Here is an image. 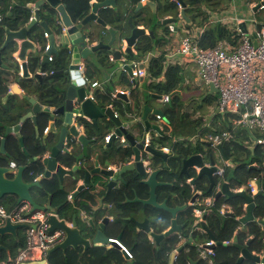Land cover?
Wrapping results in <instances>:
<instances>
[{"label":"water","instance_id":"1","mask_svg":"<svg viewBox=\"0 0 264 264\" xmlns=\"http://www.w3.org/2000/svg\"><path fill=\"white\" fill-rule=\"evenodd\" d=\"M155 1L145 0L144 3L139 2L136 10L148 7L153 14H156ZM175 1L180 4V17L187 21L185 3L182 0ZM44 3L54 8L57 12V18L66 31L64 42L70 43L73 47L70 65L64 72H59L60 79H58V83L52 89L51 95L44 98L45 102L43 103L27 94L30 86H32L29 84V80L36 79L41 82L43 76L39 73L30 75L25 62V55L28 51L34 52V42L28 38V33L36 24H39L47 34L49 47L41 57L39 71L50 63L48 56L58 51L55 46V34L51 32L46 22L39 20V8ZM113 5L114 0L92 2L89 13L81 21L74 23L61 0H39L35 4V10L26 26L18 30H5V39L0 46V66H4L6 69V66L2 63V52L8 44L12 41H20L18 58L21 60L22 75L16 79L10 90L1 98V103L3 104L14 95L20 96L21 101L10 104L0 114L4 116V119H0V201L7 196H14L17 204L27 201L34 210L50 211L52 213L47 219L48 230H61L64 234V239L60 244L49 249L47 256L56 250L66 252L68 249L77 250L82 247L83 251H85L91 247L109 245L121 251L124 264H130L131 252L120 243V235L117 239H111L104 233L105 227L109 222L105 216L107 206L102 205L104 197L97 200L98 207L96 209L95 207L92 208L89 215L76 208V212L70 218L61 219L56 213V209L49 202L45 205L38 203L33 192V188H40L41 179L57 177L60 183L59 188L69 190L68 196L70 195V199L67 196V201L72 204L75 198L82 199V193L88 189L89 184L95 185V176H99L102 182H105L106 192L109 193L112 189L118 188L123 184L128 175H133L139 179L141 184L148 188V198L140 199L135 193L133 198H126L124 203H140L143 206L164 210L172 218L170 227L163 233L156 234L151 230L149 219L144 218L141 222H138L135 217H130L129 219L134 222L136 228L148 234L157 248L164 238L174 233H180L183 229V224L177 223L176 214L185 210L188 204L170 207L167 205L166 199L162 202L157 200L156 189L159 186L168 184L158 179L161 170L167 167L168 153L163 152L158 146L147 143V139L151 138H147L146 133H144L154 131L159 135L163 134L159 125L150 120L151 116L160 115L163 121L167 122L162 109L144 102L136 115L127 114V118H123L116 113L112 104L104 106L98 104L94 96L96 93L95 88L89 85V79H85L79 73V65L82 61L84 66L89 64L92 73L93 71L104 73L108 77L109 72L113 73L118 67L131 77L133 66L128 64V60L134 57L132 47L146 34L154 37L152 30L134 26L130 20L127 22L129 26L128 32H121L110 26L105 29L106 24L99 16L98 11ZM262 5L264 6V0L258 2L253 9L257 10ZM154 16L157 17V15ZM91 21L102 26V29L83 32L84 27ZM156 23L164 26L171 23L176 24L177 19L168 17L156 20ZM244 25V23L239 24V28L246 33L247 30ZM108 33L110 34V39L105 42L103 38ZM73 34L76 36L75 39L72 38ZM95 40H97V43L93 45L92 42ZM102 58H106L107 63L102 64L100 62ZM139 79L143 80L142 77ZM21 81L26 82V88L21 86ZM131 81L133 84L136 83L135 79H131ZM182 85L180 83L177 89L168 96V101L173 94L181 92ZM209 88L211 93H217L213 84H210ZM146 96H150L158 102L161 100L160 95L150 94L149 92H146ZM115 98L123 101L127 110H130V103L124 92H116ZM137 118L138 120L135 122L134 119ZM138 122L139 125L137 124ZM42 123L44 128L41 131ZM26 124L30 125L35 133V137L32 140V146L36 151L34 155L28 151L25 137L22 133ZM108 125L110 127H107L109 130L104 139L98 140V138H95V128H105ZM134 128L138 130L136 135L131 131ZM13 144L18 145L19 150L30 162L37 161L40 163L42 172L37 180L31 182L25 180L24 174L27 170V165H17L16 171L13 172V168L10 167V160L14 158L13 152H15V150L11 149ZM110 148H114L116 151L111 158V160L115 161V164H112L114 165L113 168H108L110 164H105L107 162L96 163L95 157H99V152L101 150L107 151ZM217 149L222 157L227 159L223 145L219 144ZM114 156H116L117 160L114 159ZM66 159L71 160L69 167L64 165ZM156 159L161 160V168L156 166ZM206 160L210 161L211 167L204 165ZM195 167L199 169L196 172L198 177L205 176L208 179L207 192L209 193L215 181L213 172L216 168L213 153H196L183 159L179 174H187L189 168ZM194 182L195 179L191 180L190 183L193 184ZM257 186L259 191L254 196H248L245 192H232L229 190L227 183L222 186V192L228 199L239 197L247 203L246 212L239 220V223L243 225L254 220L255 200L264 195L260 180H257ZM195 198L196 195L194 194L189 203H193ZM215 198L219 199L220 193H217ZM95 210L100 214L98 223H95ZM227 215L231 216L232 214L229 213ZM261 225L264 229V219L261 220ZM26 227L27 224L25 223H11L6 220L5 224L0 226V236L11 235L17 238L19 230H24ZM204 229L209 239L214 242L210 246L214 250L216 246L220 245V242L216 241L214 235L205 226ZM235 241L236 238H233V242ZM190 242H192V238H187L186 242L168 253L167 264H176V258ZM249 244L250 242H247L245 247L241 249L238 263L247 259L255 264H264V248L260 254H253L247 248ZM3 250L9 251L5 245L0 244V252ZM200 260L202 259L190 261V264H199ZM157 264L161 263L158 262Z\"/></svg>","mask_w":264,"mask_h":264},{"label":"trees","instance_id":"2","mask_svg":"<svg viewBox=\"0 0 264 264\" xmlns=\"http://www.w3.org/2000/svg\"><path fill=\"white\" fill-rule=\"evenodd\" d=\"M39 0H17L15 7L11 9V0H0V10L3 16L0 26V46L4 41L5 30H18L26 26L32 16V9L26 6L29 2H37ZM103 1V0H96ZM185 5V16L188 18L185 28H192V26L203 27L207 23L209 14L208 11L214 10L213 8L220 5L221 0H182ZM252 2H260L261 0H248ZM66 6V10L71 20L74 23L81 21L90 11V0H61ZM139 0H131L129 3L130 12L126 18V23L121 21L122 14L120 10L112 7H105L99 10L98 14L106 25L118 31H129L127 22L130 20L134 26L144 24L146 29L152 30V35H144L135 44L137 55L145 54L153 51L155 48L165 45L168 40L160 38L156 34L157 28H162L164 25L157 24L155 16L171 15L177 18L179 6L175 0H156V14L152 13L148 7L142 10H136V4ZM127 4V2H126ZM224 8V7H223ZM39 20L47 23L51 32L55 35H60L61 25L57 18V12L54 8L49 7L47 4H42L39 8ZM166 26V25H165ZM165 34L168 33V29ZM28 38L35 43L44 46L47 38L44 36L43 29L39 24L34 25L28 33ZM232 33L219 23H215L206 27L198 38L200 47L207 49L216 46L221 40H232ZM231 42V41H230ZM16 43L12 41L8 44L6 49L2 52L4 58L14 68V72L19 70L18 64L12 57V52L16 50ZM70 50L62 48L53 54L52 61L42 70L53 71V74H47L39 82L36 79L29 80L30 86L27 94L29 96L38 98L41 102H45L44 98L51 95L52 89L60 79L59 72H64L69 66ZM39 56H33L28 60L30 70L33 69V64L36 63ZM102 64L107 63L106 58L100 59ZM85 75L88 79H92V72L89 64H85ZM146 73L148 76L147 87L150 94L160 96H170L174 90L177 89L180 83H183L182 68L177 65H170L164 67L163 57H151L147 65ZM17 76L16 78H18ZM122 81L127 86L131 87V81L127 79L126 75L121 76ZM21 86L26 88V82L21 81ZM7 92L6 80L0 76V96H4ZM131 105L130 110L121 105L118 99L112 98L111 89L106 86L103 90H98L96 93V101L99 105L112 104L117 113L127 118V114L136 115L140 110L138 101V94L135 88H131ZM206 102L212 103L214 94L206 96ZM164 116L167 120L166 124L171 128L170 135H164L160 138V146L167 147L170 151L167 157V167L162 169L158 175L161 182L168 184L159 186L156 189L157 200L162 202L167 200V205L170 207L181 206L188 204L196 191H201L202 196L211 195L208 193L209 182L205 176L198 177L194 168H189L188 173L180 175L182 160L192 154L198 152L205 153L201 143L204 141L205 134L209 131L208 127H203L201 120L195 118L194 113H186L183 110V100L181 92L173 94L170 100L165 102L162 108ZM43 124V123H42ZM95 128V138L103 140L108 134V128ZM44 124L41 127V131ZM218 128V127H217ZM22 133L25 137V144L30 153H36L32 146V140L35 133L30 125L26 124L23 127ZM243 134H246L243 130ZM197 136V138H196ZM207 142V141H205ZM226 154L236 164L232 170H225L223 178L215 177V182L218 180H226L231 188H239L245 186L250 178H258L261 181L262 189L264 192V158L256 156V154L249 148H243L232 142H225L222 144ZM14 161L17 165H27V170L24 174L26 181L31 182L36 176L42 172V167L37 161H29V159L19 150L17 144L11 146ZM210 152V150H207ZM116 153L114 148L109 150H101L99 156L101 162L105 164H115L111 160L112 156ZM116 159V156H114ZM117 160V159H116ZM65 166L71 165V160H65ZM258 163V166L252 167V163ZM156 166L162 167V162L156 159ZM195 179L191 184L188 180ZM95 181L98 185V191L95 193V187H91L82 193V199H74L72 204L67 201L69 190L60 189V183L57 177L40 180V188H33V192L41 197L40 204H47L56 209V213L60 218H70L76 212V208L81 209L85 214L89 215L92 208L95 207L97 200L104 197V201L111 203L112 208L105 210L114 216L113 220L108 222L105 227V235L111 239H117L120 235V243L131 252V264H167L168 253L178 247L181 238H192V244H189L176 258V264H190V261L199 259L196 245L209 240L206 232L200 233L193 230V223L195 216L193 214V206L179 211L176 214L178 224H183V229L180 233H174L167 238H164L157 248L155 243L148 238V234L143 231L137 230L134 222L129 218L136 217L140 212L143 216L149 219L151 229L156 234H161L166 231L171 224V216L164 210H159L151 206H143L140 203L125 204L126 198H133L136 193L139 198H148V188L139 182L137 177L128 175L125 182L112 192L106 194L105 182H102L99 176H95ZM93 186V185H92ZM36 196V197H37ZM12 202L10 206L17 205L16 198L7 196ZM223 203H228L232 207V214H221L219 209ZM246 202L239 197L228 199L227 196L216 199L214 207L210 213L205 216L206 225H204L216 238L220 245L214 249V256L212 257L214 264H255L250 260H244L238 263V258L241 249L245 247L247 242H250L247 247L251 253H260L264 248V229L261 225V220L264 219V195L255 200V207L253 210L254 220L243 225L240 224L236 217L243 215V205ZM12 208V207H11ZM100 219V214L95 210V223ZM239 227V228H238ZM238 228V229H237ZM236 233L234 234V232ZM18 232L17 238L11 235L0 236V244L8 248L7 251L0 252V262H7L9 258L14 259L18 255L19 249L24 247V236ZM233 238L236 241L233 242ZM187 249V252L185 251ZM48 264H124V258L120 250L109 246L101 245L91 247L83 251L80 247L77 250L68 249L66 252L56 250L47 256ZM199 264H207L206 260H200Z\"/></svg>","mask_w":264,"mask_h":264},{"label":"built area","instance_id":"3","mask_svg":"<svg viewBox=\"0 0 264 264\" xmlns=\"http://www.w3.org/2000/svg\"><path fill=\"white\" fill-rule=\"evenodd\" d=\"M140 1L145 2V0ZM261 9H264L263 5ZM2 19L0 10V25ZM44 36L47 38L45 32ZM198 38L196 40L192 34L184 32L170 52L175 51V54L183 61L191 63L195 68L197 78L207 86L213 84L217 90V114L220 115L225 129L208 136L207 141L211 152L219 151L217 149L219 144L232 142L243 148H249L254 153L257 148H261L260 156L264 158V23L252 35L240 31L234 42L221 40L212 48L200 47ZM48 48V42L44 46L33 43L36 54L42 55ZM13 55L19 61L18 63H21L18 52H14ZM52 58L53 55H49L48 61L51 62ZM37 73L46 76L48 73L53 74V71L40 70ZM81 75L85 78L83 70H81ZM144 76H146L145 69L139 64H133L130 78L136 79V77ZM13 84H7V91ZM97 85V82H90L92 88ZM164 100L167 101L168 96H165ZM156 118L162 120L160 115H156ZM243 130L246 134H243ZM218 154L220 156V153ZM204 165L211 167L209 160H206ZM251 166L255 167L256 163H252ZM10 167L15 172L17 164L11 162ZM235 167L236 164L227 155V159L222 161V166H218L215 161L216 169L213 176L222 179L225 170H232ZM194 169L199 170L196 167ZM38 178L39 175L34 180ZM257 180L259 179L250 178L245 186L239 188H231L226 180H218L214 182L211 195L202 196L201 191H196L195 193L199 196L190 204L193 206L195 216L193 230L200 233L205 232V216L214 207L215 195L220 193L221 197L226 196L222 192L224 183L228 184L232 192H245L248 196H254L259 191ZM68 198L70 199V195ZM246 206L247 203L243 205V215L236 217L238 222L244 216ZM219 212L221 214L233 213L228 203H223ZM50 214H52L50 211L34 210L27 201H22L12 208H7L0 203V226H3L6 220L11 223L27 224L24 228V247L14 259L9 258L7 262H0V264H48L47 251L64 239L61 230H48L47 219ZM213 244L214 242L209 239L196 245L199 258L206 260L208 264H214L212 260L214 250L210 247Z\"/></svg>","mask_w":264,"mask_h":264},{"label":"crops","instance_id":"4","mask_svg":"<svg viewBox=\"0 0 264 264\" xmlns=\"http://www.w3.org/2000/svg\"><path fill=\"white\" fill-rule=\"evenodd\" d=\"M95 1L96 0H90V5H91L92 2H95ZM126 2H127V4H126ZM139 2H141V1L139 0ZM36 3L37 2H29V3L26 4V6L30 7L32 9V11H34ZM129 3H131V0H114V5L113 6H109V7H112L114 9L120 10V12L122 14L121 21H124V20H126L128 14L130 12ZM141 3H144V2H141ZM10 4H11V9L10 10H12L13 7H15V5L17 4V0H11ZM177 4H179V3L177 2ZM247 4H249V5H247ZM256 4H257L256 2L250 3L248 0H221L220 5H218L217 7L213 8L214 10H212V11H208L209 17H208V20H207V23L205 24V26L198 27V26H194L193 25L192 28H185V24L187 22L183 18L180 17V4H179L178 5L179 6V9H178L179 14H178V16L176 18L177 19V23L176 24L171 23V24H168V25L163 27V29H168V33L165 34V30H163L162 28H157L156 29V34L158 35V37L165 38V39L168 40V42L165 45H163L161 47H158V48H155L153 51H150L148 53L139 54V55H137V51H136L135 46L132 47V52L134 54V57L128 60V64H131L132 66H133V64H137V65L139 64V66H143V68L146 71L147 65H148L149 60L151 59V57H163L164 67H168L170 65H177V66H180L182 68L183 78H184V81L182 83L183 84L182 85L183 88H185V87L188 88L189 87L188 85H190L188 83H190L192 81L196 85H198V87H200L199 96H200V98H202L200 100V105H198L195 108L190 109V110H185V108L183 107V110L186 113H194L195 114V118L201 120V123L203 124V127H208L209 131L205 134V137L203 139L204 141L201 143V145L203 147V151H205V152H208L207 151L208 149L210 150V148L208 146V142H205V140L207 141L208 136L214 134L215 132H220V131L225 129V126H224V124L221 121L220 115L217 114V109H216L217 98H216L215 103H213V104L209 103V104L205 105V102H206L205 100H207V98H205V97L210 95V94H213V93H211L209 86L205 85L203 82H201L197 78V75H196V72H195V68H194V66L191 63L183 61L180 56L175 54V51H171L170 52V50H172L177 45L178 39L180 38V35L182 33L189 32L197 40V38L200 36L202 31L206 27H209L210 25L215 24V23H219L222 26H225L232 33L233 38H232V40H229V42L230 41L234 42L235 40H237L239 32L241 31V29L239 28V24H241V23L245 24L244 26H245V29L247 30V32L245 34L252 35L260 27V25L262 23H264V20L260 21L258 18H256V16H258V12H263L264 13V9H261V7L259 9H257V10L253 9ZM136 5H138V3ZM168 17H172V16L171 15H163V16H157V17H154V18H155V20H162L163 18H168ZM138 27L139 28H144L145 30H148V29H146L144 24H141ZM107 28H109V25H106L105 29H107ZM101 29H102V26H100L99 24H97L94 21H91L90 23H88L84 27L83 32H86V30L98 31V30H101ZM61 30H62V32H61L60 35H55L56 50H59V49H62V48H67V49L70 50V57H69V65H70L71 57H72V47H73V45H71L70 43L67 44V43L64 42V35H65L66 31H65V28L62 25H61ZM75 37H76L75 34H73L72 38L75 39ZM103 39H104L105 42H107L110 39V34L109 33L106 34ZM14 42L16 43V46H17L16 50L14 52L17 51L18 54H19V47H20L19 46V42L20 41H14ZM96 43H97V40L92 42L93 45H95ZM124 46L125 45L123 44V47ZM14 52H12V55H13ZM31 55L36 56L37 54L35 52L28 51L26 53V55H25V62L27 63L28 71H29L30 75H33V74H35V73H37L39 71V63L41 61V57H42L43 53H42V55L38 54L39 59H38V61L36 63L33 64V66H32L33 69L30 70L29 65H28V60L31 57ZM12 57H13V59L15 60V62L19 66V70L17 72H14L13 66H11L9 64V62L4 58V56H2V63H3V65L6 66V69L4 68V66H0V76H1V78L5 79L7 81L6 83L8 85L9 84H13V82L15 83V81L17 79L16 77L17 76L20 77V74L22 75V69H21V66H20L21 63H18L19 61H17L14 58V55ZM84 69H85L84 63L81 61L80 65H79V73H80V75H81V70H84ZM20 70H21V72H20ZM92 74H93L92 75L93 77H92V79H89V82H97L98 85L95 87L96 93H97L98 90L101 91L106 86H108L111 89L112 98H115V93L116 92H124L127 95L128 101H129V103L131 105V94H130V92H131V88H135V91L138 94V101H139L140 107H142L144 102L150 103L151 106H152V103H151L152 101H156L157 102V100L152 99L150 96H146V92L149 91V89L147 87V84H148V81H149L147 73H146V76L142 77L143 80H140L139 79L140 77H136V79H135L136 83L135 84L132 83L131 78L127 75V73L125 71H123V70H120L118 67L115 69V71H113V73L109 72V76L108 77L104 73H97L95 71H93ZM123 74H125L127 79L131 81L130 82L131 83V87L127 86L125 84V82L122 81L121 76H123ZM7 75H9V78H7ZM84 76H85L86 79H88L86 77V75H85V72H84ZM107 79H109V80H107ZM89 85H90V83H89ZM96 93H95V95H96ZM141 96H142V99H141ZM2 97L0 96V114L3 112V109L7 108L10 104H14V103H16L18 101H21V97L20 96H15L14 95L13 97H11V99L7 100L5 104H3V103H1V98ZM161 97H162V100H160L159 103H162L164 105L165 102H167L168 100L165 101L164 100L165 96H163V95ZM35 99L39 100L38 98H35ZM95 99H96V96H95ZM115 99H117V98H115ZM119 101L121 102V105L123 107H125V103L123 101H121V100H119ZM184 106H185V104H184ZM203 107H207L209 110L211 108V111H212V114H211L212 116L211 117H209V118L205 117L204 118L202 115H199V111L200 110H198V108L202 109ZM115 111L117 113V110H115ZM0 119H4V116L0 115ZM137 120H138V118L134 119L135 122ZM150 120L153 123H157L159 125V128L162 130L163 134L159 135V134H157L154 131L144 132V133H146V137L147 138H149V137L151 138V139H147V143L153 144L154 146H160V144H159L160 138H162L164 135L169 136L171 128L166 124V122L163 121V119L162 120H158L156 118V115L155 116H151ZM137 124L139 125V122ZM138 129L140 130V128H138ZM131 131L135 135L138 133L137 128L136 129L135 128L131 129ZM196 138H197V136H196ZM161 149L163 150V152L168 153V156H169L170 151H169V149L167 147H161ZM261 150H262L261 148H257L255 150L256 156L261 157L260 156ZM217 152L220 153V151H217ZM198 153H202V152H198ZM212 153H213V156H214V154L216 152H212ZM214 159H215V157H214ZM220 159H221V161H223V159H224L222 157L221 153H220ZM11 162L16 164V162L13 159L10 160V163ZM110 167L113 168V166H110ZM196 172H198V171H196ZM214 180H215V178H214ZM188 182H190V179L188 180ZM195 195H196V197L199 196L198 193H195ZM35 196H37V195L35 194ZM13 198H15V197L13 196ZM36 200L41 202V197H39V195H38L36 197ZM103 204H104V202H103ZM190 204L191 203H189L188 205H190ZM106 206H107V208L110 209V204L109 203H107ZM11 207H13V206L11 205V206H9L7 208H11ZM105 216L107 217L109 222L112 221L113 218H114V216L111 215V213H109V212H106ZM144 218H147V217L143 216V214L141 212H140V214H138L135 217V219L138 222H141ZM98 222H99V220L96 223H98ZM96 227H97V224H96ZM21 233L24 236V230H22ZM235 233H236V231L234 232V234ZM108 238H110V237H108ZM148 238L151 240L149 235H148ZM186 241H187V238H184V237L181 238L179 243H178V247L182 243H184ZM190 244H192V243L190 242ZM99 246H101V245H99ZM196 248H197L196 251L198 253V247H196ZM186 251H187V249H186ZM253 254H256V253H253ZM131 263H132V260L130 261V264Z\"/></svg>","mask_w":264,"mask_h":264},{"label":"rangeland","instance_id":"5","mask_svg":"<svg viewBox=\"0 0 264 264\" xmlns=\"http://www.w3.org/2000/svg\"><path fill=\"white\" fill-rule=\"evenodd\" d=\"M247 5H249V4H247ZM256 18H258L260 21H263L264 20V13L263 12H258V16H256ZM123 22L126 23V20H124ZM188 84H190V85H188L189 86L188 88L187 87L183 88V86L181 87V96H182V99H183V107L185 108V110H190V109H193L196 106L200 105V100L202 99L199 96L200 87H198V85H196L193 81L188 83ZM214 96L216 97L217 94H214ZM161 100H162V97H161ZM210 101L209 102H205V105L209 104ZM215 101H216V98H213L212 103H215ZM151 103H152L153 107H157L159 109H162L164 107V105L162 103H159L158 101L157 102L156 101H152ZM184 104H185V106H184ZM198 110H200L199 111V115H202L204 118L205 117L209 118V117L212 116L211 115L212 114L211 108L209 110L207 107H203L202 109L198 108ZM210 152H211V150H210ZM215 152L216 153L214 154V157H215L216 164L218 166H222V161L220 159V156H219L217 151H215ZM255 163L258 166V163L257 162H255ZM0 203L3 204L5 207H9L10 206L9 204H11L12 202H10V200L8 198H5V199L1 200ZM19 232L21 233L22 230H19Z\"/></svg>","mask_w":264,"mask_h":264},{"label":"flooded vegetation","instance_id":"6","mask_svg":"<svg viewBox=\"0 0 264 264\" xmlns=\"http://www.w3.org/2000/svg\"><path fill=\"white\" fill-rule=\"evenodd\" d=\"M95 162L96 163H98V164H102V162H101V157L99 156L98 158L97 157H95ZM108 166H114V165H108ZM91 187H95V193L98 191V185H97V183H96V181H95V185H88V188H91ZM115 189V188H114ZM114 189H112L110 192H112ZM107 189L105 190V193L106 194H108L107 192ZM109 192V193H110ZM138 196V195H137ZM131 199V198H130ZM140 199H142V198H140ZM103 202H104V204H103ZM103 202H102V205H106L107 203H109V202H107V201H104L103 200ZM110 204V208H112V205H111V203H109ZM98 207V203L96 202V204H95V209ZM107 209H109V208H107ZM62 219V218H61ZM22 234V233H21ZM82 248V247H81ZM83 249V248H82ZM48 262V261H47Z\"/></svg>","mask_w":264,"mask_h":264}]
</instances>
